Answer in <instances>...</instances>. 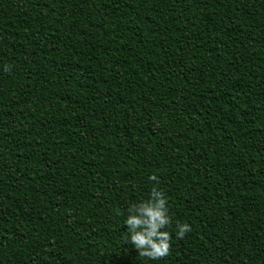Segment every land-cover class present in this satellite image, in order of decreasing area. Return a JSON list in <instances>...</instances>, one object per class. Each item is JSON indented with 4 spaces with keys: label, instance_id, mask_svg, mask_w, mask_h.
<instances>
[{
    "label": "trees",
    "instance_id": "obj_1",
    "mask_svg": "<svg viewBox=\"0 0 264 264\" xmlns=\"http://www.w3.org/2000/svg\"><path fill=\"white\" fill-rule=\"evenodd\" d=\"M0 264H264V0H0Z\"/></svg>",
    "mask_w": 264,
    "mask_h": 264
},
{
    "label": "clouds",
    "instance_id": "obj_2",
    "mask_svg": "<svg viewBox=\"0 0 264 264\" xmlns=\"http://www.w3.org/2000/svg\"><path fill=\"white\" fill-rule=\"evenodd\" d=\"M9 65H4V71L10 72ZM157 185L159 178L153 174L149 177ZM149 198L133 203L128 209L124 220L126 226L125 240L130 243L141 257L152 261L162 260L171 253L172 236L168 228L171 224L169 207L164 192L154 186L149 192ZM192 231L188 223L176 224V236L184 239Z\"/></svg>",
    "mask_w": 264,
    "mask_h": 264
}]
</instances>
